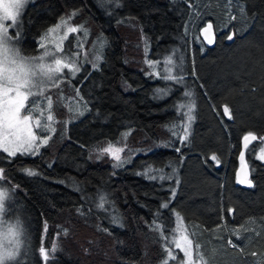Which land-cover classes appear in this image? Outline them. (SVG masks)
Wrapping results in <instances>:
<instances>
[{
  "label": "trees",
  "instance_id": "obj_1",
  "mask_svg": "<svg viewBox=\"0 0 264 264\" xmlns=\"http://www.w3.org/2000/svg\"><path fill=\"white\" fill-rule=\"evenodd\" d=\"M115 1L111 17L96 0H35L21 16L19 47L27 56L73 10L108 40L100 68L82 83L68 82L71 96L62 91L69 99L88 84L82 94L89 112L66 129L68 107L55 97L51 138L39 154L0 153L8 205L20 203L32 220L22 224L35 248L28 264H42L40 247L50 253L47 264L153 263L164 255L162 231L170 233L178 217L204 264H264V164L254 157L264 138V0ZM197 19L212 25V44L196 37ZM129 23L146 40L152 73L131 66L123 50L118 30ZM169 57L178 67L167 68L184 77L181 83L163 79ZM189 100L185 139L187 108L178 105ZM249 132L257 138L244 151L252 182L245 188L236 170ZM134 133L148 144L131 165L91 161L93 149Z\"/></svg>",
  "mask_w": 264,
  "mask_h": 264
},
{
  "label": "snow or ice",
  "instance_id": "obj_2",
  "mask_svg": "<svg viewBox=\"0 0 264 264\" xmlns=\"http://www.w3.org/2000/svg\"><path fill=\"white\" fill-rule=\"evenodd\" d=\"M26 2L27 0H0V151L7 153L9 157H15L17 153L21 155L35 154L40 146L47 143L51 137L43 136L41 133L44 130H53L51 124L48 123L53 121V115L51 114L52 100L50 96L45 95L48 84L51 82L55 85L64 75L65 69L72 73L79 71L76 61L70 58V53L65 52L62 57L56 56V52L64 51L59 44L55 46V52H52L41 43V47L45 48V51L43 55L38 57L24 56L12 44L13 36L8 34V29L17 26V18ZM9 20L12 21L11 25L5 23ZM211 28L212 25L209 24L204 29L209 43L214 39L207 36ZM69 31L75 32L77 29L70 28ZM46 38L47 34L45 35ZM232 38L231 35L228 36L229 40ZM46 57L51 58L50 63L45 60ZM166 63L169 65L173 63L171 57L167 59ZM163 71L165 73L163 79L165 80L181 83L184 79L182 75H172L171 68H165ZM191 95V92H184L185 97L190 98ZM30 97H40L42 99L29 101ZM185 107L187 112L182 113V116L186 117L187 122L182 125V135L186 139L189 135L190 122L193 120L191 113L194 108V102L189 100L187 104L178 105L180 109ZM45 112H48V114L45 115ZM224 114L229 119H232L231 113L226 106ZM34 129H40L41 132H37ZM173 134L175 135L176 133L174 132ZM256 138L255 135L249 132L243 137L244 147L247 148L248 142ZM176 150L180 151L179 148ZM119 151H122V149H113L112 145L102 150V152L112 154L116 160L120 159L119 155H116ZM213 158L215 159V157ZM259 158L264 160V148H261ZM240 159L242 166H245L243 164V152L240 154ZM3 171V168H0V179H5ZM26 171L28 175H35L31 170ZM7 195V190L0 188V264L15 260L19 254L21 243L19 222L17 221L15 225L10 224L7 222L6 217L2 215L5 212L4 200ZM163 207H167V204H164ZM114 222H118L117 218H114ZM171 232L173 234L170 244L174 245L176 249H180L184 253V257H187V261L181 258L179 264H194L192 259V241L184 234L183 230H179L178 235L176 234V229L171 230ZM165 239H168V237H165ZM196 249L198 252L199 245H196ZM38 251L42 258V264H47L50 255L49 251L44 247H40ZM168 255L173 260L177 259L171 249H169ZM202 259L203 257L197 255V260ZM165 264H167V261H165Z\"/></svg>",
  "mask_w": 264,
  "mask_h": 264
},
{
  "label": "rangeland",
  "instance_id": "obj_3",
  "mask_svg": "<svg viewBox=\"0 0 264 264\" xmlns=\"http://www.w3.org/2000/svg\"><path fill=\"white\" fill-rule=\"evenodd\" d=\"M34 1L35 0H27L23 8L21 9V14L17 18V26L10 27L8 29V34L10 36H13L12 44L16 48H18L19 51H20L19 44H20V38L22 32L21 16L24 14L26 8ZM96 1H98L96 2L98 3V5H103L104 7L107 8L106 11L107 15L105 14V16L111 17L113 15V12H110V10H115V7L117 5V2L115 0H96ZM90 22L91 21L88 19L87 15H85L83 12L79 10L66 12L63 16H61L58 19V21L53 26H51L45 33H43L40 36L38 40V47L40 48V50L37 54L32 55L34 57L43 55L45 48L41 47V43H43L47 47V49L52 52H55V46L59 44L64 51L56 52V56L62 57L64 53L67 52L70 53V58L76 61V66L79 68V71L72 73L69 72L67 69H65L64 75L57 81L55 85H53L50 82L45 92V95L50 96L51 100H53V98L55 97H59L60 99L65 100L64 106L66 109L68 107V110L64 115V117L66 118L64 119L66 129L68 128L69 125L82 119L89 112V108H90L89 103L87 102V99L85 98L84 94H82L84 90L87 88L88 84L84 85L82 90L76 88L74 97H70L69 98L70 100L67 97L63 96L64 94L62 91L63 90H65V92L68 91L67 96H71V94H69L71 93L70 86L67 85L68 82H71L72 80L73 82L80 81V78L82 77L81 79V83H82L90 76L92 72L97 71L100 68L101 63L103 62L104 53L108 46V40L106 35L102 31H100L99 33L97 29L91 25ZM5 23L11 25L12 21L9 20L6 21ZM197 23H198V19L196 25ZM70 28H75L77 29V31L71 32L69 31ZM204 29H205L204 26L197 25L194 29V33L196 37H198L204 43L207 44V41L202 36V32L204 31ZM118 33L120 34L123 40V47H124L123 50L126 52L131 66L152 73L154 64L146 59L147 43L140 29L137 27V25L135 23L133 24L129 23L127 26L120 28L118 30ZM46 34H47V38L45 39ZM20 53L24 55L21 51ZM45 60L49 63L51 62L50 57H46ZM171 65L178 67V63L175 60ZM171 65L162 66V68L171 67ZM33 99H42V98L30 97L29 101ZM52 112L53 110L51 111V114ZM67 112L69 113V115H67ZM47 114L48 112H45V115ZM59 114H61L62 116V113ZM48 123H50L52 126L55 123V121L53 119V121ZM34 130L37 132H41L40 129H34ZM46 133L47 130H44L41 134L43 136H46ZM142 139L143 138L138 133H134L131 135L124 136L122 140L117 141L115 144L102 145L101 147L93 149L90 152L91 161L93 163L96 162L105 163L112 169H121L126 166H129L132 164L135 155L147 151L146 149L148 143L146 144ZM258 140L261 142V144L259 149L254 153V157L264 164V160H261L259 158L261 155V148H264V138ZM109 145H112L113 149H122V151L116 153V155H119L120 157L119 160H116L113 157V155L108 152H102V150L104 148H107ZM42 146L39 147L38 151L35 154H24L23 156L36 157L39 154ZM0 153H4V152L0 151ZM4 154L7 155V153ZM17 155H21V154L17 153ZM160 177H164V176L160 175ZM171 180L173 181L174 183L173 186L175 187L176 183L179 181L178 176ZM0 188L6 189L1 185ZM7 193L8 195L4 200L5 212L2 215L6 217L7 222L10 224L15 225L17 221L19 222V226L21 230V234L19 238L21 243L17 258L12 261H7L6 264H28L30 262L31 254L33 251H35V248L32 246L33 241L29 243V238L26 235V232L23 231L22 224L23 221L29 223V221L32 220L27 216L28 214H26L24 207L20 203H18V206L16 202L12 203V205H8L10 200L9 198L10 192L7 190ZM174 229L177 230L176 232L177 235L179 233V230H183L184 234L187 235L185 231V227L183 226L180 220V217H178L177 226ZM94 233L97 232L94 231ZM62 234H64V232ZM172 234L173 233L171 231L166 235L161 234V242L163 243L162 247L164 250L163 257L158 259L157 256L154 258L155 261L153 263H148V261H146L145 264H165V261H167V264H179L181 258L187 261V257H184V253L180 249H176L174 245L170 244ZM165 237H168V239H165ZM58 239L59 236L57 235L56 240L58 241ZM93 241L92 243H90L91 247L93 246L94 243ZM95 241L98 245L102 243L97 238H95ZM230 245L233 246L232 243H230ZM169 249L173 251L177 259L173 260L169 258L168 255ZM197 255L198 254L197 252L194 251V247L192 245V259L194 261V264H204L203 260H197Z\"/></svg>",
  "mask_w": 264,
  "mask_h": 264
},
{
  "label": "water",
  "instance_id": "obj_4",
  "mask_svg": "<svg viewBox=\"0 0 264 264\" xmlns=\"http://www.w3.org/2000/svg\"><path fill=\"white\" fill-rule=\"evenodd\" d=\"M209 25V24H208ZM207 28V27H206ZM207 36L208 37H213L214 38V36H213V34H212V28H211V30L209 31V33L207 34ZM203 37H204V39L206 40V41H208V39H206V34H205V32L203 31ZM213 41H214V39H213ZM213 41L210 43V44H212L213 43ZM228 41H230L229 39H228ZM209 42V41H208ZM225 108V107H224ZM224 108L222 109V111H223V113H224ZM225 115V114H224ZM225 117H226V119H228V116L227 115H225ZM253 140H250L249 142H248V146H249V144L252 142ZM247 146V147H248ZM245 147H244V141H243V139L241 140V152H243L244 153V151H245ZM241 152H240V154H241ZM243 164L245 165V166H242V162H241V159H240V155H239V166H238V168H237V170H236V181H237V184L239 185V186H241V187H245V188H250L251 186H252V182H251V180H250V175H249V170H248V167H247V165L245 164V161L243 162ZM249 182H250V184H249Z\"/></svg>",
  "mask_w": 264,
  "mask_h": 264
}]
</instances>
